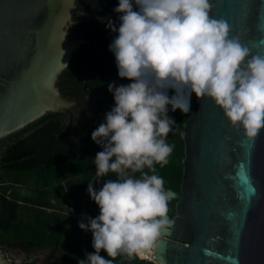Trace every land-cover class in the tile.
I'll list each match as a JSON object with an SVG mask.
<instances>
[{
    "label": "clouds",
    "instance_id": "clouds-1",
    "mask_svg": "<svg viewBox=\"0 0 264 264\" xmlns=\"http://www.w3.org/2000/svg\"><path fill=\"white\" fill-rule=\"evenodd\" d=\"M211 8V0H117V21L107 22L115 33L108 50L117 76L128 82L108 83L113 105L91 132L100 146L95 175L116 178L87 183L98 214L78 221L94 249L79 264L143 256L169 228L172 192L156 166L174 150L170 112L190 111L195 96L210 100L248 141L264 129V56L230 36Z\"/></svg>",
    "mask_w": 264,
    "mask_h": 264
},
{
    "label": "water",
    "instance_id": "water-1",
    "mask_svg": "<svg viewBox=\"0 0 264 264\" xmlns=\"http://www.w3.org/2000/svg\"><path fill=\"white\" fill-rule=\"evenodd\" d=\"M211 3L229 35L264 56V0ZM78 16L91 18L81 0H0V139L50 112L72 119L78 105L62 96L58 79L87 42L71 35ZM191 103L182 183L171 191L174 215L154 257L158 264H264V129L248 141L210 100Z\"/></svg>",
    "mask_w": 264,
    "mask_h": 264
},
{
    "label": "trees",
    "instance_id": "trees-1",
    "mask_svg": "<svg viewBox=\"0 0 264 264\" xmlns=\"http://www.w3.org/2000/svg\"><path fill=\"white\" fill-rule=\"evenodd\" d=\"M81 1L91 18L78 16L80 20L71 35L87 42L74 50L68 66L59 75L58 87L62 96L79 103L86 101L80 107L84 109L73 108L70 125L66 113L50 112L0 139V250L15 248L28 257L49 250V264H79L86 253L94 251L90 232L81 235L78 228L74 230L75 239L67 234L74 227L75 219L64 212L72 205L76 213L84 209L88 216L94 217L98 208L86 191L87 183L100 186L105 179L116 178L114 173L104 177L95 175L92 160L100 146L92 141L91 132L113 105L108 83L128 82L117 76L114 57L108 50L115 33L108 29L107 22L109 19L117 21L113 11L117 0ZM94 82L107 91L103 98L96 100V105H90V84ZM190 114L191 109L185 113L179 110L169 113L177 122L167 138L174 144V150L166 165L156 166L166 189L173 192H179L182 183L184 142L181 132ZM19 188L26 189L28 194H21ZM175 202L173 198L168 202L169 217L174 215ZM65 244L67 249L63 250ZM101 255L105 253L101 251ZM138 257L109 258L114 264H155L148 261L153 257Z\"/></svg>",
    "mask_w": 264,
    "mask_h": 264
},
{
    "label": "rangeland",
    "instance_id": "rangeland-1",
    "mask_svg": "<svg viewBox=\"0 0 264 264\" xmlns=\"http://www.w3.org/2000/svg\"><path fill=\"white\" fill-rule=\"evenodd\" d=\"M58 81H59V79H58ZM64 98H66V97H64ZM66 99H68V98H66ZM69 100H71V99H69ZM71 101H74V100H71ZM18 191L21 194H28V191L26 189H23V188H19ZM64 213H66V212H64ZM69 217L72 219V217L70 215H69ZM74 227L71 228L67 233V234H70L73 237V239H75V237H76V231H74V230L79 228L77 223H76V220H75ZM83 233H87V232L81 230V235H83ZM67 234L64 235L65 239L67 237ZM65 249H67L66 244L63 247V250H65ZM0 252L2 254V257L5 261V263H7V264H17V260H19V264L21 263L22 260H23L22 264H49V262L47 261V255L49 254V250H41L34 255H30V257H28L21 250L15 249V248H10V247H7L5 250H0ZM153 255H154V253H153V248H152L145 255H143V256L138 255V256L141 258L153 257V263L158 264L157 260L155 259V257Z\"/></svg>",
    "mask_w": 264,
    "mask_h": 264
},
{
    "label": "flooded vegetation",
    "instance_id": "flooded-vegetation-1",
    "mask_svg": "<svg viewBox=\"0 0 264 264\" xmlns=\"http://www.w3.org/2000/svg\"><path fill=\"white\" fill-rule=\"evenodd\" d=\"M75 19H77V20H80V19H78V18H75ZM94 45H95V49L97 50V45H96V43L94 42ZM99 85L97 84V83H92V84H90V93H91V99H90V105H96L97 103H96V100L97 99H101V98H103V96H104V94L106 93V88L105 87H103V86H99ZM93 89V90H92ZM76 103H77V105L78 106H73L72 108H71V111H72V119H70L69 118V115H68V125H70L71 123H72V121H73V118H74V111H73V108L74 107H81V105H85L86 104V101H83L82 103H79V102H77V101H75ZM82 109H84V108H80V110H82ZM102 114V113H101Z\"/></svg>",
    "mask_w": 264,
    "mask_h": 264
},
{
    "label": "built area",
    "instance_id": "built-area-1",
    "mask_svg": "<svg viewBox=\"0 0 264 264\" xmlns=\"http://www.w3.org/2000/svg\"><path fill=\"white\" fill-rule=\"evenodd\" d=\"M66 214H68L72 218H74L76 220L77 225H78V221L81 220L84 215H87L88 216L87 212L84 209H82L80 212L76 213L74 211V208H73L72 205H68L67 206ZM140 259H142V258H140ZM144 260H147V259H144ZM148 261H152L153 262V260H148Z\"/></svg>",
    "mask_w": 264,
    "mask_h": 264
},
{
    "label": "snow or ice",
    "instance_id": "snow-or-ice-1",
    "mask_svg": "<svg viewBox=\"0 0 264 264\" xmlns=\"http://www.w3.org/2000/svg\"><path fill=\"white\" fill-rule=\"evenodd\" d=\"M249 192L253 193L255 192V189L254 188H249Z\"/></svg>",
    "mask_w": 264,
    "mask_h": 264
},
{
    "label": "bare ground",
    "instance_id": "bare-ground-1",
    "mask_svg": "<svg viewBox=\"0 0 264 264\" xmlns=\"http://www.w3.org/2000/svg\"><path fill=\"white\" fill-rule=\"evenodd\" d=\"M159 239V238H158ZM154 247H155V244H154V246H153V251H154ZM154 256V255H153Z\"/></svg>",
    "mask_w": 264,
    "mask_h": 264
}]
</instances>
